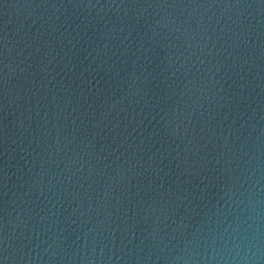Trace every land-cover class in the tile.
<instances>
[{
    "label": "water",
    "instance_id": "95a60500",
    "mask_svg": "<svg viewBox=\"0 0 264 264\" xmlns=\"http://www.w3.org/2000/svg\"><path fill=\"white\" fill-rule=\"evenodd\" d=\"M0 264H264V0H0Z\"/></svg>",
    "mask_w": 264,
    "mask_h": 264
}]
</instances>
